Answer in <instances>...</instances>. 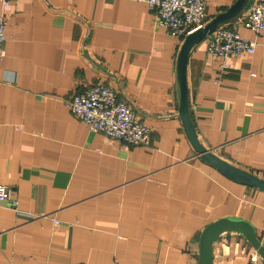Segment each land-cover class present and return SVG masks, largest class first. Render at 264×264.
<instances>
[{
  "label": "crops",
  "instance_id": "1",
  "mask_svg": "<svg viewBox=\"0 0 264 264\" xmlns=\"http://www.w3.org/2000/svg\"><path fill=\"white\" fill-rule=\"evenodd\" d=\"M236 0H204L206 23ZM242 11L219 25L256 43L186 60L189 120L218 159L264 179V30ZM0 264H196L201 231L248 221L264 245V190L205 161L179 116V40L135 0H0ZM100 82L151 129L148 147L89 131L66 101ZM212 264H264L236 232Z\"/></svg>",
  "mask_w": 264,
  "mask_h": 264
},
{
  "label": "built area",
  "instance_id": "2",
  "mask_svg": "<svg viewBox=\"0 0 264 264\" xmlns=\"http://www.w3.org/2000/svg\"><path fill=\"white\" fill-rule=\"evenodd\" d=\"M144 2L155 13V23L171 36L183 40L188 34L206 24L204 0H135ZM244 25L260 33L264 30V0L253 1L245 10ZM6 19L0 14V60L5 55L4 30ZM206 52L220 59L221 70L224 60L242 54H252L256 43L239 36L234 30L220 26L205 39ZM72 116L89 131L118 140L126 147L151 144V129L138 120L131 108L111 87L97 82L83 91L72 95L67 101ZM8 199V189L0 184V201ZM113 264H118L116 261Z\"/></svg>",
  "mask_w": 264,
  "mask_h": 264
},
{
  "label": "water",
  "instance_id": "3",
  "mask_svg": "<svg viewBox=\"0 0 264 264\" xmlns=\"http://www.w3.org/2000/svg\"><path fill=\"white\" fill-rule=\"evenodd\" d=\"M246 0H236L225 12L215 16L202 28L188 34L181 44L177 57V73L180 94L179 116L182 120L185 132L194 149L201 154L202 158L216 166L223 174L239 182L258 187L264 190V179L236 168L205 150L197 141L193 126L189 120L187 87L185 78V67L187 55L190 49L204 40L219 25L235 18L243 9ZM236 232L242 236L247 243L258 253L264 263V245L259 241L253 226L246 220L238 217H223L207 224L201 231L198 247V260L196 264H212L213 244L223 233Z\"/></svg>",
  "mask_w": 264,
  "mask_h": 264
}]
</instances>
